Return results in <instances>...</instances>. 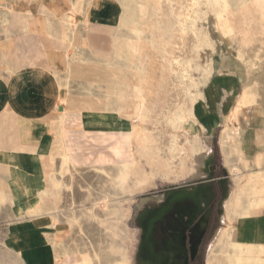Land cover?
I'll return each instance as SVG.
<instances>
[{
  "label": "crops",
  "instance_id": "1",
  "mask_svg": "<svg viewBox=\"0 0 264 264\" xmlns=\"http://www.w3.org/2000/svg\"><path fill=\"white\" fill-rule=\"evenodd\" d=\"M73 1L0 0V194L8 202L4 242L19 264H78L89 256L68 250L70 232L55 207L57 192L60 200L92 174L101 183L99 201L105 171L113 181L127 158L115 149L128 122L82 107L102 98L71 93L73 71L104 70L101 58L109 52L115 19L103 11L113 3L78 0L88 13L74 15ZM257 21L264 34V14ZM220 44L212 52L211 74L200 84L202 98L193 105L200 126L189 132L207 150L196 154L192 167L184 163L183 173L178 165L176 178L162 180L158 199L132 207L131 227L135 235L139 230L141 247L160 242L166 256L181 233L190 231L200 264H207L221 231L229 230L232 242L251 247L250 264H264V93L238 105L253 79ZM87 86L82 81V91ZM72 102L80 107L66 104ZM255 174L262 175L257 184L247 181Z\"/></svg>",
  "mask_w": 264,
  "mask_h": 264
},
{
  "label": "rangeland",
  "instance_id": "2",
  "mask_svg": "<svg viewBox=\"0 0 264 264\" xmlns=\"http://www.w3.org/2000/svg\"><path fill=\"white\" fill-rule=\"evenodd\" d=\"M106 1L113 4L106 6L103 13L113 14L115 19L110 28L109 52L102 56L103 62L90 60L102 62L104 70L73 71L71 93L102 98L103 102H89L82 107L101 108L121 124L128 122L129 131L115 149L127 158L113 176L114 182L105 171L104 196L99 201L101 183L97 184L96 175L92 178L90 174L88 183L72 184L61 192L60 200L57 192L55 207L60 221L69 228L68 250L90 256L78 264H143L139 230L135 235L131 227L136 216L131 215L132 207L141 206L151 196L158 199L161 186L166 185L161 181L176 178L178 165L183 173L184 163L192 167L196 154L207 150L200 141L195 143L189 132L200 126L193 105L202 98L200 84L211 74L215 46L223 42V53L235 54L240 67L252 76V86L242 92L264 93V34L258 32L257 21L264 14V4L261 0ZM87 13L81 1H73L70 14ZM250 28L252 36L248 33ZM82 81L88 85L83 91ZM144 81L153 92L159 90L158 95L145 96L141 87ZM66 104L79 108L81 103ZM149 127L152 137L148 135ZM213 155L219 165L218 148H213ZM243 165L249 166L248 162ZM235 168L240 173V168L231 167ZM261 176L255 174L247 181L257 184ZM82 191L85 195L79 199L77 193ZM8 217V202L0 194V264H19L4 242ZM229 237V230L223 229L210 249L207 264H234L238 244ZM155 254L164 264L159 252Z\"/></svg>",
  "mask_w": 264,
  "mask_h": 264
},
{
  "label": "flooded vegetation",
  "instance_id": "3",
  "mask_svg": "<svg viewBox=\"0 0 264 264\" xmlns=\"http://www.w3.org/2000/svg\"><path fill=\"white\" fill-rule=\"evenodd\" d=\"M191 235L190 231L182 232L174 246L169 248L172 254L169 256H166L164 252H162L159 241V244H156L153 247L144 248V253L142 251L140 252L142 255L144 254V261L141 262L143 264H161L160 259L157 258V254H155L158 251L159 255L164 260V264H200L199 246L194 244L196 239L191 240ZM146 253H148V257L146 256ZM153 254L155 257L150 258L149 256H152Z\"/></svg>",
  "mask_w": 264,
  "mask_h": 264
},
{
  "label": "bare ground",
  "instance_id": "4",
  "mask_svg": "<svg viewBox=\"0 0 264 264\" xmlns=\"http://www.w3.org/2000/svg\"><path fill=\"white\" fill-rule=\"evenodd\" d=\"M145 9V8H144ZM141 87H142V90H143V92L145 93V96H149V95H151V94H157L158 95V93H159V90H156L155 92H153L152 90H151V88L149 87V83L148 82H146V81H144L143 83H142V85H141ZM241 94V93H240ZM239 97V96H238ZM239 99V98H238ZM254 99V95L252 94V93H250L249 91H243L242 92V96H241V98H240V102L243 104V105H245V104H247V103H249L250 101H252ZM147 101V100H146ZM147 105H148V107H149V109H152V105H151V102L148 100V103H147ZM258 106V105H257ZM257 109V108H256ZM231 110H233V109H231ZM259 115V114H258ZM248 127V126H247ZM256 127V126H255ZM258 128V127H257ZM147 129V128H146ZM149 129V131H150V133L148 134L150 137H152L153 135H152V133H151V129H150V127L148 128ZM133 130V129H132ZM256 130H258V129H256ZM241 131V130H240ZM149 136H148V138H149ZM239 136V135H238ZM251 136V135H250ZM242 138V137H241ZM248 139V138H247ZM255 140V139H254ZM193 141L195 142V143H198L199 142V139H198V137H196V136H193ZM248 152V151H247ZM234 153L236 154V151H234ZM227 171H231V172H233V173H235V174H237L238 173V169L237 168H235V169H231V167H228L227 168ZM226 234V233H225ZM227 242V241H226ZM237 248V253H235L234 254V264H250V262H251V260L249 259L251 256H252V251H251V247H248V246H245V247H243L242 245H239L238 244V246L236 247ZM216 249V248H215ZM218 249V248H217ZM222 250V249H221ZM215 251V250H214ZM220 251V250H219ZM215 253V252H214ZM254 257V256H253ZM212 259H213V257H212ZM220 259V258H219ZM214 260H216V259H214ZM261 260H264V259H261ZM212 261V260H211ZM210 261V262H211ZM258 262V261H257ZM256 262V263H257ZM217 263H218V260H217ZM264 263V262H263ZM253 264H255L254 262H253ZM260 264V263H259Z\"/></svg>",
  "mask_w": 264,
  "mask_h": 264
}]
</instances>
